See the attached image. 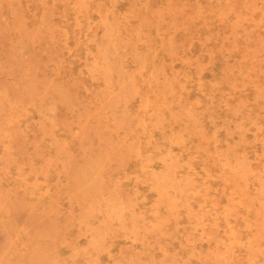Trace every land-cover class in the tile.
I'll list each match as a JSON object with an SVG mask.
<instances>
[{
    "label": "rangeland",
    "instance_id": "obj_1",
    "mask_svg": "<svg viewBox=\"0 0 264 264\" xmlns=\"http://www.w3.org/2000/svg\"><path fill=\"white\" fill-rule=\"evenodd\" d=\"M0 264H264V0H0Z\"/></svg>",
    "mask_w": 264,
    "mask_h": 264
},
{
    "label": "bare ground",
    "instance_id": "obj_2",
    "mask_svg": "<svg viewBox=\"0 0 264 264\" xmlns=\"http://www.w3.org/2000/svg\"><path fill=\"white\" fill-rule=\"evenodd\" d=\"M72 183V182H71ZM78 183V182H77ZM80 183V182H79ZM73 184V183H72ZM77 186V185H76ZM84 187V186H83ZM84 197V196H83ZM10 201V200H9Z\"/></svg>",
    "mask_w": 264,
    "mask_h": 264
}]
</instances>
